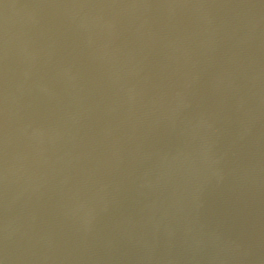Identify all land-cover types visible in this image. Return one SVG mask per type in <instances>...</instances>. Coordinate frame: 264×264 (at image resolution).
<instances>
[{"label": "water", "instance_id": "obj_1", "mask_svg": "<svg viewBox=\"0 0 264 264\" xmlns=\"http://www.w3.org/2000/svg\"><path fill=\"white\" fill-rule=\"evenodd\" d=\"M0 264H264V0H0Z\"/></svg>", "mask_w": 264, "mask_h": 264}]
</instances>
